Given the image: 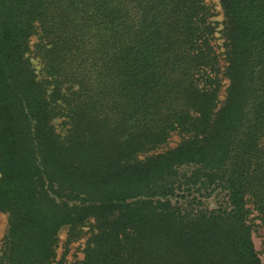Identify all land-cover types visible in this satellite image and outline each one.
Here are the masks:
<instances>
[{"label":"trees","instance_id":"16d2710c","mask_svg":"<svg viewBox=\"0 0 264 264\" xmlns=\"http://www.w3.org/2000/svg\"><path fill=\"white\" fill-rule=\"evenodd\" d=\"M219 1L222 46L205 0H0V264L63 229L73 264H263L264 0Z\"/></svg>","mask_w":264,"mask_h":264},{"label":"rangeland","instance_id":"374dc122","mask_svg":"<svg viewBox=\"0 0 264 264\" xmlns=\"http://www.w3.org/2000/svg\"><path fill=\"white\" fill-rule=\"evenodd\" d=\"M209 6H211L213 13V20L219 24V31L217 33V43L220 46L223 44L222 27L224 21L223 10L219 0H205ZM33 64L40 70L41 60L37 57H32ZM179 141L178 135H173L169 141L168 146H174ZM255 227H254V242L257 251L264 264V228L260 223V220L253 216ZM8 215L4 212H0V254L3 251L4 236L7 230ZM86 229V227H85ZM85 231V230H83ZM85 232L77 239H71L68 236V230L63 229L60 231L58 236L57 256L55 260L50 264H73L83 258L84 241L86 239Z\"/></svg>","mask_w":264,"mask_h":264}]
</instances>
